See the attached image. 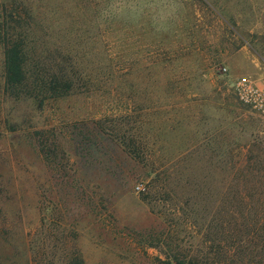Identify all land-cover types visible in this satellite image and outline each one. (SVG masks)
I'll return each mask as SVG.
<instances>
[{
    "label": "rangeland",
    "instance_id": "374dc122",
    "mask_svg": "<svg viewBox=\"0 0 264 264\" xmlns=\"http://www.w3.org/2000/svg\"><path fill=\"white\" fill-rule=\"evenodd\" d=\"M106 3L0 0V264L264 260V114L232 88L264 85V0H180L163 32ZM57 76L70 95L26 93Z\"/></svg>",
    "mask_w": 264,
    "mask_h": 264
},
{
    "label": "trees",
    "instance_id": "16d2710c",
    "mask_svg": "<svg viewBox=\"0 0 264 264\" xmlns=\"http://www.w3.org/2000/svg\"><path fill=\"white\" fill-rule=\"evenodd\" d=\"M25 56V49L20 43H14L6 49L5 78L7 88L12 91V93L20 94L23 93V90L30 87L29 76L26 71ZM33 85V90H31L30 93H26L30 95L36 94L38 97H42V102L48 99H59L66 97L70 95L74 89L73 81L70 78H60L58 76L53 79L51 78L49 81L44 79L41 80L39 77H37ZM125 145L129 149V152L133 154V156L136 158H141L140 154H142V150L137 148V143L125 142ZM259 176L261 175H255V177H258V179ZM225 255L226 254L216 253L213 261L217 264H233V260L228 262V259ZM245 257L248 259V262L245 264H264L263 252H250ZM203 258H205L206 261H209L208 257L205 256ZM71 264H83L81 257L79 256V252H77L75 255V259L71 260Z\"/></svg>",
    "mask_w": 264,
    "mask_h": 264
},
{
    "label": "clouds",
    "instance_id": "9594fccd",
    "mask_svg": "<svg viewBox=\"0 0 264 264\" xmlns=\"http://www.w3.org/2000/svg\"><path fill=\"white\" fill-rule=\"evenodd\" d=\"M180 7V0H107L99 16L133 23L147 17L155 31L163 32L176 20Z\"/></svg>",
    "mask_w": 264,
    "mask_h": 264
},
{
    "label": "built area",
    "instance_id": "2783aa9c",
    "mask_svg": "<svg viewBox=\"0 0 264 264\" xmlns=\"http://www.w3.org/2000/svg\"><path fill=\"white\" fill-rule=\"evenodd\" d=\"M232 88L241 103L264 114V86L250 77L242 76L233 81ZM140 189L138 187V190Z\"/></svg>",
    "mask_w": 264,
    "mask_h": 264
},
{
    "label": "crops",
    "instance_id": "0c3cea01",
    "mask_svg": "<svg viewBox=\"0 0 264 264\" xmlns=\"http://www.w3.org/2000/svg\"><path fill=\"white\" fill-rule=\"evenodd\" d=\"M225 16H227L228 17V15L226 14ZM260 85V84H259ZM261 86H262V84H261ZM264 86V85H263Z\"/></svg>",
    "mask_w": 264,
    "mask_h": 264
}]
</instances>
